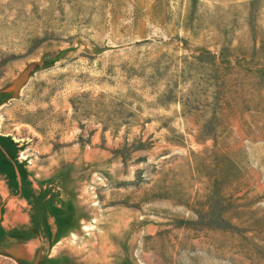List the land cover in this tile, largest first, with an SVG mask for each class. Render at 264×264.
<instances>
[{
    "label": "rangeland",
    "instance_id": "1",
    "mask_svg": "<svg viewBox=\"0 0 264 264\" xmlns=\"http://www.w3.org/2000/svg\"><path fill=\"white\" fill-rule=\"evenodd\" d=\"M0 152L49 264H264V0H0Z\"/></svg>",
    "mask_w": 264,
    "mask_h": 264
},
{
    "label": "crops",
    "instance_id": "2",
    "mask_svg": "<svg viewBox=\"0 0 264 264\" xmlns=\"http://www.w3.org/2000/svg\"><path fill=\"white\" fill-rule=\"evenodd\" d=\"M12 171L0 152V249L15 264H49L56 240L69 226L70 207L57 189L35 184L29 175L14 179V192Z\"/></svg>",
    "mask_w": 264,
    "mask_h": 264
},
{
    "label": "water",
    "instance_id": "3",
    "mask_svg": "<svg viewBox=\"0 0 264 264\" xmlns=\"http://www.w3.org/2000/svg\"><path fill=\"white\" fill-rule=\"evenodd\" d=\"M6 250H4L3 248L0 249V256L4 257V258H10L8 253L5 252Z\"/></svg>",
    "mask_w": 264,
    "mask_h": 264
},
{
    "label": "bare ground",
    "instance_id": "4",
    "mask_svg": "<svg viewBox=\"0 0 264 264\" xmlns=\"http://www.w3.org/2000/svg\"><path fill=\"white\" fill-rule=\"evenodd\" d=\"M66 241V240H65Z\"/></svg>",
    "mask_w": 264,
    "mask_h": 264
}]
</instances>
